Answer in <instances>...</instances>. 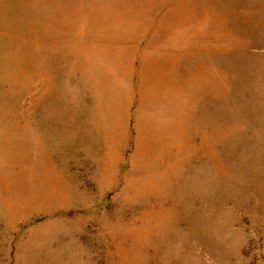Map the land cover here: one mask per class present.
I'll return each instance as SVG.
<instances>
[{
    "label": "rangeland",
    "instance_id": "374dc122",
    "mask_svg": "<svg viewBox=\"0 0 264 264\" xmlns=\"http://www.w3.org/2000/svg\"><path fill=\"white\" fill-rule=\"evenodd\" d=\"M0 264H264V0H0Z\"/></svg>",
    "mask_w": 264,
    "mask_h": 264
},
{
    "label": "crops",
    "instance_id": "0c3cea01",
    "mask_svg": "<svg viewBox=\"0 0 264 264\" xmlns=\"http://www.w3.org/2000/svg\"><path fill=\"white\" fill-rule=\"evenodd\" d=\"M166 64H167L165 66L166 86L164 89V98L162 99V102L159 105H157L159 108L156 110V114L160 116L158 117L157 120L162 121L163 123H165L166 127L167 126L169 127V125L172 126L173 124L176 126L177 123L181 121L182 108H181V94L179 95V88L181 90L182 85H181V73H179L180 74V78L178 79L179 85H177L176 61L174 60L173 64L171 61H168Z\"/></svg>",
    "mask_w": 264,
    "mask_h": 264
}]
</instances>
